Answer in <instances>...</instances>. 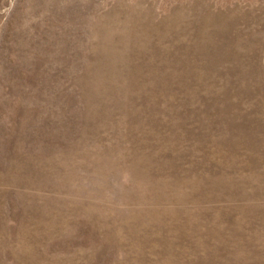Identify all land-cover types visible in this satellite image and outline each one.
Listing matches in <instances>:
<instances>
[{
    "label": "rangeland",
    "instance_id": "rangeland-1",
    "mask_svg": "<svg viewBox=\"0 0 264 264\" xmlns=\"http://www.w3.org/2000/svg\"><path fill=\"white\" fill-rule=\"evenodd\" d=\"M0 264H264V0H0Z\"/></svg>",
    "mask_w": 264,
    "mask_h": 264
}]
</instances>
